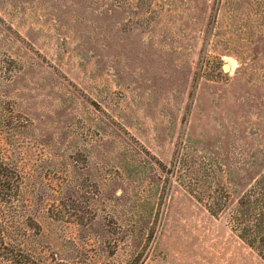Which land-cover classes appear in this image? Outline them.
Instances as JSON below:
<instances>
[{
  "label": "rangeland",
  "instance_id": "obj_1",
  "mask_svg": "<svg viewBox=\"0 0 264 264\" xmlns=\"http://www.w3.org/2000/svg\"><path fill=\"white\" fill-rule=\"evenodd\" d=\"M1 102L32 126L26 186L70 181L64 212L48 197L36 215L58 260L264 264L215 217L219 183L238 202L261 170L264 0H0ZM189 149L200 186L178 181Z\"/></svg>",
  "mask_w": 264,
  "mask_h": 264
},
{
  "label": "trees",
  "instance_id": "obj_2",
  "mask_svg": "<svg viewBox=\"0 0 264 264\" xmlns=\"http://www.w3.org/2000/svg\"><path fill=\"white\" fill-rule=\"evenodd\" d=\"M13 108L9 102L0 103V264H85V260L75 262H65L58 260L57 255L50 247H44L41 243L42 228L36 219V215L47 202L48 197L54 198L53 205L49 207V213L58 214L64 212L62 208H67L64 195L65 187L71 188L70 181L60 190H52L53 196H41L38 188L26 186V179L19 166L14 162L15 148L19 142L17 135L22 131L28 132L31 124L19 120L15 117ZM5 137L8 151L12 154L6 156L1 144ZM82 153H78L81 155ZM193 152L189 149L185 151L182 158V167L178 172V181L186 185L200 186V182L209 180L207 169L202 170L206 173V178L201 176L200 170H197V162ZM76 158L68 157L65 160L66 168L68 162L72 164ZM252 165V164H251ZM255 167H249L248 184L245 193L235 200L237 190H230L224 182L221 186V195L217 202L216 218H225L232 231L239 233V238L246 243L248 247L255 250L264 261V151L262 153L260 172L255 177L250 176ZM235 186V184H233ZM211 188V187H210ZM70 190V189H69ZM69 190L67 193H69ZM99 193L95 194L93 200L86 210L79 216L80 219L85 215H90L92 220L97 221L100 213L97 209ZM61 198V204L58 205V199ZM225 199L227 203L221 205ZM61 206V207H60ZM232 207V212L226 215ZM226 210H224V209ZM214 213V212H213ZM228 217H225V216ZM55 216V217H56ZM92 222L93 224L96 222ZM50 250V251H48ZM82 256H86L84 253Z\"/></svg>",
  "mask_w": 264,
  "mask_h": 264
},
{
  "label": "water",
  "instance_id": "obj_3",
  "mask_svg": "<svg viewBox=\"0 0 264 264\" xmlns=\"http://www.w3.org/2000/svg\"><path fill=\"white\" fill-rule=\"evenodd\" d=\"M231 70L230 66L228 64L223 65L222 71L227 74Z\"/></svg>",
  "mask_w": 264,
  "mask_h": 264
},
{
  "label": "bare ground",
  "instance_id": "obj_4",
  "mask_svg": "<svg viewBox=\"0 0 264 264\" xmlns=\"http://www.w3.org/2000/svg\"><path fill=\"white\" fill-rule=\"evenodd\" d=\"M230 66V65H229ZM231 68V67H230Z\"/></svg>",
  "mask_w": 264,
  "mask_h": 264
}]
</instances>
